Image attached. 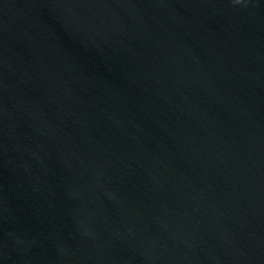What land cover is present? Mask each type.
I'll return each mask as SVG.
<instances>
[{
	"label": "water",
	"instance_id": "95a60500",
	"mask_svg": "<svg viewBox=\"0 0 264 264\" xmlns=\"http://www.w3.org/2000/svg\"><path fill=\"white\" fill-rule=\"evenodd\" d=\"M0 264H264V0H0Z\"/></svg>",
	"mask_w": 264,
	"mask_h": 264
}]
</instances>
